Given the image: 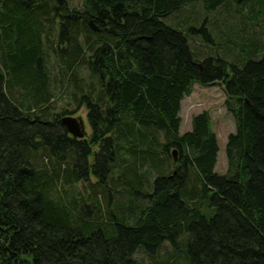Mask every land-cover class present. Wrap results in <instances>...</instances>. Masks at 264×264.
Masks as SVG:
<instances>
[{
	"label": "trees",
	"instance_id": "16d2710c",
	"mask_svg": "<svg viewBox=\"0 0 264 264\" xmlns=\"http://www.w3.org/2000/svg\"><path fill=\"white\" fill-rule=\"evenodd\" d=\"M198 2L256 4L0 0V264H145L166 249L155 264H264V54L198 59L205 26L162 21ZM216 82L235 121L222 175L210 114L179 132L182 100ZM59 90L86 109L85 139L54 112Z\"/></svg>",
	"mask_w": 264,
	"mask_h": 264
},
{
	"label": "rangeland",
	"instance_id": "374dc122",
	"mask_svg": "<svg viewBox=\"0 0 264 264\" xmlns=\"http://www.w3.org/2000/svg\"><path fill=\"white\" fill-rule=\"evenodd\" d=\"M67 1L72 7H80V0ZM255 1L256 4L251 7L241 8L240 5L232 3L221 6L211 12L205 11L199 2L189 3L190 5L185 6L180 12L164 18L162 21L167 25H177L181 28L191 26L199 29L204 25L211 41L206 42L200 34L190 37L189 40L197 58L201 60L208 56H219L229 64L241 65L251 54L247 50L251 49L257 52L259 56L264 54V0ZM250 17H254V19H250ZM251 46L253 47L251 48ZM255 52L252 54L255 55ZM61 92L62 90L56 92L53 104L54 112L59 113L66 110V114L60 118L64 116L81 117L88 136L90 127L87 122L86 109L83 106L76 107L68 96ZM225 98L226 96L220 82L213 83L208 87L195 85L191 94L182 100L179 113L181 118L180 134L191 130V119L193 116L203 111H207L210 114L211 130L217 137L219 147L214 171L219 175L224 174L227 169L225 157L227 136L235 131L234 118L224 106ZM172 150L170 149V157H172ZM167 253L168 250L166 249L158 258L153 260H149L142 253H139L137 258L145 264H155L158 261H162V258Z\"/></svg>",
	"mask_w": 264,
	"mask_h": 264
},
{
	"label": "water",
	"instance_id": "95a60500",
	"mask_svg": "<svg viewBox=\"0 0 264 264\" xmlns=\"http://www.w3.org/2000/svg\"><path fill=\"white\" fill-rule=\"evenodd\" d=\"M89 25L91 26L93 31L97 32L99 30L98 27L95 26L92 21L89 22ZM60 122L67 134L70 135L72 138L77 140H82L86 138L87 132L85 130L84 121L81 117L76 118L72 116H64L61 118ZM176 152L177 151L175 149H173L171 152L174 162L177 161Z\"/></svg>",
	"mask_w": 264,
	"mask_h": 264
}]
</instances>
